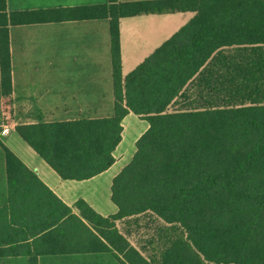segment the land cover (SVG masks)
Instances as JSON below:
<instances>
[{
    "label": "trees",
    "instance_id": "1",
    "mask_svg": "<svg viewBox=\"0 0 264 264\" xmlns=\"http://www.w3.org/2000/svg\"><path fill=\"white\" fill-rule=\"evenodd\" d=\"M186 12L195 17L124 77L121 20ZM103 19L114 115L16 131L63 180L85 181L115 164L129 114L147 121L113 180L118 211L105 217L83 199L68 206L0 140L9 188L0 247L27 243L36 256L111 253L119 264H264V0H109L11 14L0 0L3 96L12 94L11 25ZM147 213L165 223L150 256L119 229Z\"/></svg>",
    "mask_w": 264,
    "mask_h": 264
},
{
    "label": "crops",
    "instance_id": "2",
    "mask_svg": "<svg viewBox=\"0 0 264 264\" xmlns=\"http://www.w3.org/2000/svg\"><path fill=\"white\" fill-rule=\"evenodd\" d=\"M132 3L149 0H118ZM109 0H7L8 13L87 8ZM195 13L140 15L120 22L122 72L126 77L182 27ZM9 45L12 94L4 96L5 124L0 140L68 206L80 199L107 217L117 213L111 200L114 178L132 161L137 141L149 124L135 114L123 121V138L115 164L85 181L63 180L17 133L21 125L101 120L114 115L110 22L83 20L11 25ZM0 72V88H1ZM0 208L8 202L4 159L0 165ZM0 264H119L111 253L40 255L27 243L0 247Z\"/></svg>",
    "mask_w": 264,
    "mask_h": 264
},
{
    "label": "rangeland",
    "instance_id": "3",
    "mask_svg": "<svg viewBox=\"0 0 264 264\" xmlns=\"http://www.w3.org/2000/svg\"><path fill=\"white\" fill-rule=\"evenodd\" d=\"M188 24V23H187ZM3 89L0 88V131L5 124V102L3 98ZM181 106V103L176 105L171 110H176ZM4 159L0 150V165ZM1 170V169H0ZM165 223L151 213L140 215L133 219L119 223V229L126 235L128 240L144 255L150 256L154 250L158 248L161 228Z\"/></svg>",
    "mask_w": 264,
    "mask_h": 264
}]
</instances>
